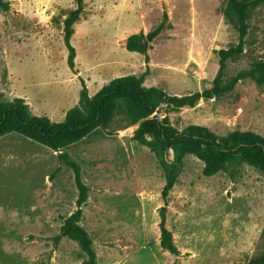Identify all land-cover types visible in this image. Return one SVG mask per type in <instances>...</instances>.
<instances>
[{"label":"rangeland","instance_id":"rangeland-1","mask_svg":"<svg viewBox=\"0 0 264 264\" xmlns=\"http://www.w3.org/2000/svg\"><path fill=\"white\" fill-rule=\"evenodd\" d=\"M245 34L239 39V6ZM71 25L67 26V20ZM157 31L145 53L132 35ZM222 84L264 63V0H0V101L20 99L31 116L63 123L112 80L134 76L168 95L209 89L219 51ZM178 131L189 125L217 136L234 130L264 138V83L246 76L194 106L161 105ZM138 123L115 116L58 150L16 132L0 135V264H87L79 242L60 236L78 190L67 153L87 186L78 224L94 264H256L264 254V171L241 160L205 176L194 154L179 161L134 139ZM151 141V137H147ZM176 170L167 195L164 166ZM177 252L161 246V228ZM256 261V262H255ZM255 262V263H254Z\"/></svg>","mask_w":264,"mask_h":264},{"label":"trees","instance_id":"trees-1","mask_svg":"<svg viewBox=\"0 0 264 264\" xmlns=\"http://www.w3.org/2000/svg\"><path fill=\"white\" fill-rule=\"evenodd\" d=\"M239 15L236 24L239 39L245 34L243 7L232 1ZM83 0H76L77 10L81 8ZM71 19L67 20V26ZM157 31L143 35H132L127 40V48L132 51L145 53L147 43ZM239 52V45L219 51V71L209 89L188 95H168L156 87L142 86V78L127 76L112 80L103 87L91 101H88L86 88L81 91L82 107L71 108L63 123H55L46 116H31L20 99L0 101V135L16 132L31 138L39 143L58 150L68 141L81 138L95 127H106L109 122L119 116L127 125L138 123L134 131V139L141 144L151 145L161 150L176 148L178 161L186 154H194L204 162L202 174L210 176L226 168L231 160H241L249 165L256 166L264 171V138L251 131L234 130L226 136H217L207 128L199 125H189L178 131L172 127L165 116L158 119V108L165 104L172 107L194 106L200 98H210L231 90L233 83L246 76H250L258 85L264 83V63L258 62L247 71L241 72L229 81L222 84V69L225 61ZM147 137L152 140L148 141ZM59 158L72 169L74 182L78 190L76 209L64 219L60 236L69 237L79 242L81 248L89 256L87 264L95 263V254L91 248V241L87 232L78 224L82 205L87 198V186L81 179L79 165L65 152ZM166 182L162 190L165 197L176 180V170L164 166ZM161 246L172 253L177 250L172 243L171 233L161 228ZM256 264H264V254ZM254 262V263H255Z\"/></svg>","mask_w":264,"mask_h":264}]
</instances>
